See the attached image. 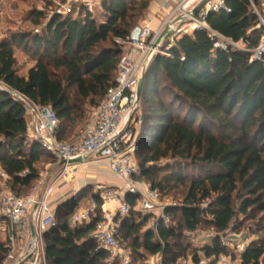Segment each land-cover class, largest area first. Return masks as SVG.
<instances>
[{"label":"trees","instance_id":"trees-1","mask_svg":"<svg viewBox=\"0 0 264 264\" xmlns=\"http://www.w3.org/2000/svg\"><path fill=\"white\" fill-rule=\"evenodd\" d=\"M151 2L104 0L101 20L82 7L49 18L33 12L34 26L45 20L40 31L16 33L0 41V81L50 107L58 120L56 138L64 142L69 126L82 121V107L92 111L114 86L122 55L115 39L129 35ZM251 2L257 6L259 0H224V8L209 13L206 23L254 48L264 29L258 27ZM17 47L33 54L34 65L25 75L16 69ZM248 60V54L239 51L213 52L206 34L195 31L177 39L168 56H156L146 68L139 99L143 113L134 143L139 176L159 195L177 188L184 193L177 207L164 210L171 220L179 214L180 222L171 226L160 220L155 231L141 237L133 218L140 215L134 211L137 198L125 197L130 213L120 221L118 231L122 239L131 241L134 252L160 255L161 264H177L189 254V247L181 242L183 233L207 226L215 236L201 251L207 258L227 255L218 236L238 232L236 218L241 215L255 223L257 236L241 255V264H264V67ZM44 153L27 139L22 106L0 91V170L9 177L15 195L22 196L16 188L27 189L38 178L36 165ZM167 159L174 161L173 171L159 176L152 165ZM191 169L198 175L186 174ZM77 196L55 211L56 219L57 211L65 216L45 234L47 262L109 264V253L93 238L100 216L70 227L81 200ZM7 254V244L0 240V264ZM193 259L197 261L196 255Z\"/></svg>","mask_w":264,"mask_h":264},{"label":"built area","instance_id":"built-area-1","mask_svg":"<svg viewBox=\"0 0 264 264\" xmlns=\"http://www.w3.org/2000/svg\"><path fill=\"white\" fill-rule=\"evenodd\" d=\"M103 1L70 0L67 6H60L58 14H70L73 10L70 6L72 2L77 8L82 7L94 14L96 7H100ZM201 1L178 0L172 6L165 3V14L156 28H151L144 21L135 26L125 39H115V43L121 47L122 55L114 73V86L92 109L80 133L68 142L57 140L58 120L50 107L33 102L0 81V91L7 93L24 110L27 139L39 144L53 157L61 170L60 178L65 179L79 166L68 162L76 159L84 162L95 158L105 161L110 174L123 182L124 188L121 189H107L96 184L94 193L102 206L98 209L97 204H93L90 208L73 214L69 222L71 228H76L100 216L93 238L99 247L109 253L110 259L128 262V256L121 254L116 240L120 221L130 213L125 197L131 195L137 198L134 211L140 214H148L160 208L157 191H152L145 183L135 179L140 175V170L135 161L132 133L128 131L131 123H140L135 117L139 110L138 84L152 60L158 55L168 56L169 50L180 37L203 31L212 43L213 52L246 53L249 63L260 62L264 67V36L254 48H249L241 40L234 41L225 37L206 23L209 13H218L224 8V0H209L204 6L197 8ZM251 7L259 21L258 27L264 29V0H259L257 6L251 2ZM165 31L169 34L161 38ZM62 162L65 164L61 165ZM8 181L9 177L0 170V236L4 237L8 248L4 261L14 260L15 264H48L45 234L57 226L55 211L49 205L53 186L42 193L33 190L29 195L17 196L11 191ZM230 237L225 234L218 236L221 247L230 249L232 254L207 258L200 250L196 254L197 261L193 257L183 258L181 264H241V255L248 243L241 241V234L238 232H231Z\"/></svg>","mask_w":264,"mask_h":264},{"label":"rangeland","instance_id":"rangeland-1","mask_svg":"<svg viewBox=\"0 0 264 264\" xmlns=\"http://www.w3.org/2000/svg\"><path fill=\"white\" fill-rule=\"evenodd\" d=\"M69 1L70 0H0V41L4 38H9L10 36L16 33L33 34L40 31L42 24L45 23V20H42V18H49L53 14L60 15L58 14L61 9L60 6H67V3ZM72 3H70L71 9L77 8ZM148 9L144 13L142 20L138 21L137 25H140L142 22L145 21ZM33 12H38L43 16L40 20L36 19L40 24L39 27L34 26V19L32 17ZM92 15L96 17V19L101 20L100 7L97 6L94 11V14ZM109 45V43L104 44V46L106 47ZM32 55V53H24L23 48H15L16 69L21 75H25L28 69L34 65V62L32 61ZM82 109L84 113L82 121L78 124L75 123L70 125L69 128L66 130V134L63 136L62 141L68 142L72 140L83 129L84 125L86 124L89 118L91 108L88 106H83ZM142 113L143 105L142 103H140L139 110L135 117L140 120L142 118ZM139 127L140 123L136 122L131 123L128 128L129 133H132V141L134 143L136 142L138 137ZM135 161L136 163H138L136 156ZM173 164V160L167 159L161 160L156 164L151 165L160 172L159 176H162L166 174V172H168V169L173 171ZM101 166L102 164L100 163V161L96 160L95 158H89L84 161L83 164L77 166L75 172L69 173L68 176H66L64 179L60 178L61 170L56 165V161L53 159V157L50 154L44 153L39 163L36 165V169L38 171V178L31 184L29 188H16V191L18 194L26 196L32 193L33 190H35L36 193H42L48 187L53 186V189L50 194L49 205L51 209L54 210L55 207L60 203V201H62L60 197L63 192H73V190L79 187L80 189H78L77 191V197L81 200L74 209L75 214L87 208H90L93 204L96 205L97 203H100V206H102V202L94 193V186L96 184L105 185L104 187L107 189H121L120 187L124 188L123 182L112 175L107 176V181L102 179L100 176V172L103 171L99 169V167ZM101 169L103 170V168ZM186 174L198 175V172L194 169H191L186 171ZM135 179L136 181L143 182L147 186H149L147 182L143 180L140 176L136 177ZM113 184H116V186ZM65 186L67 188L66 190H63V187ZM183 193V188H177L174 190L172 189L170 191H167L166 193L159 195V209L154 210L153 212L148 214L139 213V217L134 216V223L140 225L138 236L141 237L147 231H155V224L160 220H163L165 225L175 226V224H178L180 222L179 214H176L171 220L169 217L164 215V210L168 207H177L180 204V200L182 199ZM64 216V211H57L56 220L60 221L64 219ZM146 218L147 220L145 221ZM115 221L116 223H118L117 219H115ZM235 226L239 227L238 233L241 234L242 242L248 243L249 245L250 242L256 240L257 236L254 233V222H252L251 220H247L241 215H238L236 218ZM122 235L123 234L118 231L116 235V240L118 242L121 254L123 253L125 254V256H128V262H122L119 259H109V264H161L162 257L160 255L151 257L148 256L142 250L134 252L131 248V241L122 239ZM214 236V231L211 228H208L207 226L199 227L193 233L184 232L181 242L183 245L189 247V254L184 259H188L196 255L198 251L201 250V248L211 243V239ZM225 236L230 237L231 232H227ZM230 238L233 239V237ZM0 240H4V237L0 236ZM226 251L229 254L233 253L228 248H226ZM181 260L182 259L178 260L177 264H181ZM3 264H15V261L7 260L4 261ZM211 264L215 263L213 262Z\"/></svg>","mask_w":264,"mask_h":264},{"label":"crops","instance_id":"crops-1","mask_svg":"<svg viewBox=\"0 0 264 264\" xmlns=\"http://www.w3.org/2000/svg\"><path fill=\"white\" fill-rule=\"evenodd\" d=\"M178 0H153L149 6L148 12L146 14L145 17V22L148 23L150 25L151 28H156V26L158 25V22L162 19L163 15L165 14V10H164V4L167 3L169 5H173L177 2ZM150 22V23H149ZM100 163L102 164L101 167H99V169L103 172H100V176L102 179H104L105 181H107V176L112 175L109 172L108 169V164L105 161H100ZM103 168V170L101 169ZM113 176V175H112ZM102 185V184H101ZM116 186V184H113ZM105 186V185H103ZM108 186H112V185H108ZM66 186L63 187V190H66ZM123 188V187H120ZM78 189H80L79 187L76 188L75 190H73V192H63L61 194V200L60 203L55 207L54 211L57 209V207L61 204H63L64 202H66L67 200L71 199L75 194H77Z\"/></svg>","mask_w":264,"mask_h":264},{"label":"water","instance_id":"water-1","mask_svg":"<svg viewBox=\"0 0 264 264\" xmlns=\"http://www.w3.org/2000/svg\"><path fill=\"white\" fill-rule=\"evenodd\" d=\"M209 0H202L200 2V4L198 5L197 8H200L202 6H204ZM196 11V10H195ZM169 33L167 31L163 32V34L161 35V38H164L168 35ZM160 38V39H161ZM143 84H144V73L142 74L140 80H139V84H138V90H137V96H138V100L140 99L141 97V93H142V89H143ZM65 164V162H62L61 165ZM68 164L70 165H81L83 164V160L81 159H76V160H73V161H70L68 162Z\"/></svg>","mask_w":264,"mask_h":264}]
</instances>
